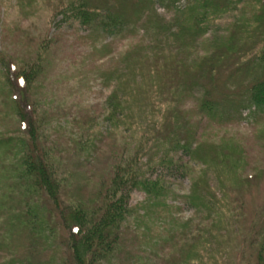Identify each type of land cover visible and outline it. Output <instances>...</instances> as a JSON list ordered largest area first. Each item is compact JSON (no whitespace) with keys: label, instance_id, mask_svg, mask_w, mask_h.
I'll list each match as a JSON object with an SVG mask.
<instances>
[{"label":"rangeland","instance_id":"rangeland-1","mask_svg":"<svg viewBox=\"0 0 264 264\" xmlns=\"http://www.w3.org/2000/svg\"><path fill=\"white\" fill-rule=\"evenodd\" d=\"M69 1L0 0V137H14L19 120L28 115L25 109L31 106V102L30 105L20 102L18 108L11 104L4 70L6 64L28 74L32 62L41 58L44 64L45 61L48 63L47 74H41L39 82L33 81L29 86L30 95L37 102L38 116L46 117L44 122L38 121L42 122V128L39 134L37 131L35 145L43 143L45 149L42 153L53 161L54 176L61 180L59 188L62 185L60 197L63 202L79 201L90 215L97 205L100 190L111 187L113 175L125 178L128 174L125 166L134 160L145 161L142 156L150 145L144 150L141 148L145 138L154 135V125L149 133L144 131L145 125L152 126L151 123L147 125L149 121L143 122L146 116L142 111L146 105H150L147 111L160 110L156 114L159 116L170 108L171 115L179 116L178 127L182 125L179 128L184 137L181 142L190 140L192 147L198 148V153L193 150L196 159H190L185 150L178 151V161L184 170L174 165L169 171L156 167L147 172L150 178L164 176L168 179L165 186L172 195H168L167 204H172L174 217L176 215L181 227L185 226L188 235L163 251L166 259L168 256L176 261L180 259L182 264L184 252L190 256L195 252L201 255L199 261H194L196 264H253L257 258L264 261V114L253 109L251 104L246 105L242 96L252 65L246 61L241 73L235 75L234 71H229L234 68L229 63L235 58L232 55L228 60L230 69L224 70L225 74L217 78L214 90H210L208 84L210 89L205 94L212 96L209 100L222 102L215 107V111L221 108L215 116L200 112L196 102L198 91L188 94L171 82L165 86L164 78L155 72V64L170 62V51H175L173 47L178 41L170 33L173 25L189 33L179 40L184 46L180 51L178 80L197 77L199 68L209 56H217L221 45L237 39L243 49L248 47L251 39L240 35L244 30L242 26L252 22L259 9L256 0H244L243 4L240 3L242 0H233L231 4L229 0H211L207 1L206 10L192 9L193 5L200 6L206 0H91L99 7L93 22H81L75 18L68 9ZM117 1L127 8L124 11L126 17L133 20L135 27H117L113 31L102 27L109 14L104 6L115 8ZM145 1H149L152 7L141 9ZM137 11L138 15L132 14ZM146 26L148 28L144 30ZM176 77L170 78L175 80ZM159 82L161 87L156 88ZM167 91L178 100L170 105L174 108L158 100V93ZM20 92L25 93L19 89L16 93L19 95ZM112 93L126 94L122 100L124 103L115 111L107 106V97ZM224 93H234L236 100L221 101L226 97ZM62 112H66L67 117L82 113L93 119V130L99 135L88 152L90 158L84 159L83 153L79 156L72 153L69 141L74 140L68 135L74 125L62 120L58 127L55 120ZM149 120L153 121V118ZM35 125L38 127L37 122ZM4 152L1 151L0 155ZM13 158L6 157L5 164L15 162L16 158ZM128 179L119 188L126 194L127 207H133V216L128 218L134 220V226L140 224L138 218H141L142 225L149 224L151 216H144L140 208L145 202V194ZM196 180L198 185L210 187L216 201H222L210 218L205 211H196L186 201L191 184ZM11 188L6 185V190ZM55 226L56 245L48 244V254L43 250L45 257L39 260L59 264L64 263L62 259L65 257L71 264L65 243L66 229L61 227L58 218ZM163 227L173 228L169 217ZM130 229L133 231V226ZM141 230L149 234L144 228ZM207 235L214 237L205 241ZM3 236L0 235V240ZM133 252L138 255L133 256L136 259L148 256L139 245L133 247ZM14 253L20 254L18 250L6 252L5 248H0V264L12 259ZM120 256L117 261L123 264L124 254ZM115 261L112 263L118 264ZM132 261L135 260L132 258Z\"/></svg>","mask_w":264,"mask_h":264},{"label":"trees","instance_id":"trees-1","mask_svg":"<svg viewBox=\"0 0 264 264\" xmlns=\"http://www.w3.org/2000/svg\"><path fill=\"white\" fill-rule=\"evenodd\" d=\"M207 1L211 0H206L200 6L198 4L193 5L192 9L206 10ZM232 2L234 3L233 0H229L228 3L231 4ZM256 2L259 9L255 11L256 14L252 22L242 26L244 30L240 35L251 39L248 47L243 49L237 39L234 40L237 43L233 41L225 46L221 45L222 47H219L217 56L215 58H210L209 56L205 60L206 64L204 62V65L199 68L197 77H191L188 81L185 78L178 80L177 77L179 76L177 74L180 72L181 67L180 51L183 50L182 46H184V42L181 43L179 40L189 35V33L180 26L173 25L170 33L177 37L178 42L173 47L175 51H170L171 60L170 62L168 60L163 65L155 64V72L158 71L160 76L164 78L162 80L163 84L166 86L171 82L175 87H180L183 92L185 91L188 94L189 92L192 94L198 91L196 102L200 112L208 116H215L217 112H221V108L219 109L220 111H215V107L221 105L222 102L209 100L212 99V96L205 94L210 89L208 84L211 86L210 90H214L217 78L223 76L224 70L230 69L231 64L234 68L229 71H234L235 75H237L244 69V63L250 62L252 72H250V75L244 72L249 75V78L242 96L246 105L247 103L251 104L254 107L253 109L264 114V0H256ZM104 3V5H107L106 2ZM116 3H118L115 6L116 9L111 6H104L109 11V14L106 15V21H103L102 27L104 26V28L111 31L117 27L124 28L132 25L135 27L133 20L130 19V22L126 17L127 13L124 11H127V8L125 9L121 1ZM240 3L243 4L245 1L242 0ZM151 5L149 1H145L141 5V9H149L152 7ZM67 6L68 9H71L72 15L81 22H93L99 13L98 3L95 4L91 0H70ZM135 7L139 8V5ZM228 9H231V6ZM232 12H235L234 9ZM132 14L136 16L139 11ZM147 28L148 26L143 29L146 30ZM176 29L178 31L175 32ZM165 33L169 35L168 30ZM49 43L51 42L49 41ZM232 55H235L236 59L230 60L229 58ZM225 57L227 59L223 61ZM228 60H230V65ZM242 60L244 61L242 62ZM236 62L241 64L236 66L238 64ZM47 66L48 63L45 61L44 64L40 58L32 62L28 74L22 73L11 64H6V69H4L9 86L8 95L11 104L16 105V108H18V103L20 102L25 103V105L31 102V106L25 109L28 115L19 120V125L16 129L17 134L8 139L0 137V152L5 151L0 155V216L3 218L0 221L2 222L0 223V235H4L0 240V248H5L6 252H12V250L13 252L15 250L20 252V254H12L13 258L5 261L4 264L45 263L39 258L44 256L43 250L46 251L50 248L48 244L56 245L58 237L54 235V230L57 218L61 223V227L66 229L65 243L69 251L71 264H113V261H117L118 257H121V253L124 254L123 264H142L143 262L147 264H180V259L176 261L175 258L169 256L166 259L167 255L163 252L170 245L176 244L177 240L188 236L185 234V226H182V228L178 224L176 215L174 217V213L171 211L172 204H167L168 195H172L165 186V183H168V179L164 176L150 178L147 173L150 169L156 167L165 169L164 171L173 169L174 165L181 167L177 155L179 150H185L190 159H196L193 155V150L197 154L198 148L192 147L190 140H185V143L181 142L184 137L181 136L182 129H179L182 125L180 127L177 125L179 116L174 113L171 115L170 108H166L167 111L163 110V114L159 116L156 114L160 110L147 111L146 109L150 105H146L144 111H142L146 116L143 122L147 123L149 121L147 125L151 123L152 126L145 125L144 131L149 133V129L154 125V135L152 134L150 138H145L141 148L144 150L143 148H146L148 144L150 145H148L147 150H144V156H142L146 158L145 161H140L139 159V161L135 162L134 160L133 163L131 162L125 166L124 169L128 167V174L125 178L113 175L111 187L108 190H100L99 200L96 202L97 205L96 207L94 205L95 208L93 207L94 211L87 215L79 201L63 202L60 197L62 185L59 188L61 180H57L54 176V170L56 169L53 167V161L46 158L45 153H42V150L45 149V146L42 145L43 143L39 146L35 145L38 139L37 131L39 134L42 122H44L46 117L43 119V117L38 116L37 102L31 97L29 86L32 85L33 81L38 83V78L41 74H47L45 73ZM166 76L169 78L167 79ZM170 77H176V81ZM159 87H161L160 82L156 88ZM18 89L25 91V93L20 92L18 95L16 93ZM168 93V91L159 92V102L168 106L172 105L173 101L176 104L178 100L174 97L175 95H168ZM124 94H110L107 97V106H111L114 111L119 109L124 103L122 101L126 95ZM161 94L164 96L162 97ZM223 95L226 97L221 99V101L226 99H229L226 102L236 100L234 93H224ZM231 95L232 98L230 99ZM170 107L174 108V106ZM152 118L154 123L149 120ZM40 119L42 120L41 123L38 122ZM55 120L58 127L61 126L60 122L62 120L63 122H71L76 126V130H73L74 126H72L71 130L68 129L71 132L68 137L74 140L69 141L72 153L76 154L75 156L83 153L85 154H82L84 159L90 158L91 153L88 152L91 151L93 143L96 142L99 135L93 130V119L82 113H75L67 117L66 112H62L58 113ZM36 122L38 127L35 125ZM9 156L16 158V163L12 161L5 164V158ZM16 165H19L18 168ZM181 168L184 170L183 167ZM126 178H129L128 180L132 185L145 194V202L141 204L140 208L143 210L144 216H151V219L148 218L149 224L142 225L141 218H138L140 224L134 226V220L128 218L133 216V207H127L126 194L119 190L121 183ZM13 180H15L14 183L11 182ZM6 185L7 187L11 185L12 188L8 191L6 190ZM186 201L196 211H205L208 214V218L214 215V210L219 208L217 205L222 202L216 201L209 186L198 185L197 180L191 184L190 193L186 195ZM168 217L172 222L173 228L166 229L163 226L167 222ZM131 226L134 228L133 231L130 229ZM143 228L145 232L149 233L148 235L141 230ZM133 232L134 234H132ZM162 233L165 234L162 235ZM177 236L179 237L177 238ZM212 237L214 235H207L205 241L210 240ZM262 242L264 243V238ZM138 245L141 251L148 253L147 257L143 255L142 258L139 256L138 259L133 257L138 256L133 252V247L135 248ZM46 253L48 254L47 251ZM199 257L201 258V255L195 252L191 256L184 252L183 256H181V263L191 264L193 262L192 264H196L194 261H199ZM132 258L135 260L134 262ZM62 260H64V263L61 261L59 264H69L66 262L65 257ZM136 260H140V262ZM47 262L45 264H49ZM117 263L120 264L119 261ZM51 264L54 263L51 262ZM253 264H264V261L261 258H257Z\"/></svg>","mask_w":264,"mask_h":264}]
</instances>
